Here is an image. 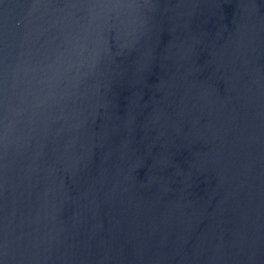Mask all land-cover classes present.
I'll list each match as a JSON object with an SVG mask.
<instances>
[{"label":"water","instance_id":"water-1","mask_svg":"<svg viewBox=\"0 0 264 264\" xmlns=\"http://www.w3.org/2000/svg\"><path fill=\"white\" fill-rule=\"evenodd\" d=\"M0 264H264V0H0Z\"/></svg>","mask_w":264,"mask_h":264}]
</instances>
